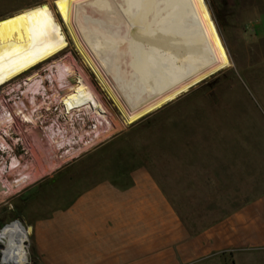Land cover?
Segmentation results:
<instances>
[{
  "label": "rangeland",
  "instance_id": "rangeland-1",
  "mask_svg": "<svg viewBox=\"0 0 264 264\" xmlns=\"http://www.w3.org/2000/svg\"><path fill=\"white\" fill-rule=\"evenodd\" d=\"M49 1L0 0V19ZM206 2L232 66L101 142L81 146L84 150L77 157L49 173L42 170L28 186L5 197L0 202V231L23 226L21 264L28 260L40 264L33 254L31 225L35 220L68 205L100 181L124 185L125 179L116 178L119 169L130 174L145 167L152 173L189 231L200 232L202 226L264 197V38H258L250 25L258 0ZM65 52L81 66L73 45ZM85 71L117 115L91 72ZM92 124L87 118L86 126ZM15 151L20 163L32 162V173L44 168L42 154L36 150ZM9 164L0 166L4 168L2 179L9 177ZM248 257L264 264V251L251 252ZM209 264H232V257L219 254Z\"/></svg>",
  "mask_w": 264,
  "mask_h": 264
},
{
  "label": "bare ground",
  "instance_id": "bare-ground-1",
  "mask_svg": "<svg viewBox=\"0 0 264 264\" xmlns=\"http://www.w3.org/2000/svg\"><path fill=\"white\" fill-rule=\"evenodd\" d=\"M70 44L81 66L65 52ZM64 52L67 55L62 57ZM231 66L206 0H51L0 19V88L27 77L22 91L26 96L40 88L46 90L42 84L47 78L51 100L59 101L65 110L76 107L93 120L91 130L78 132L83 148ZM41 67L47 75H36ZM30 104L31 109L25 106L27 113L15 104L11 115L22 114L33 122L36 104ZM64 144L55 140L39 143L44 148L36 152L42 154L44 168L38 174L32 173V162L12 158L7 166L9 177L2 179L0 172V202L28 186L42 170L49 173L84 150L62 151ZM25 236L22 225L0 231V264L22 263Z\"/></svg>",
  "mask_w": 264,
  "mask_h": 264
},
{
  "label": "crops",
  "instance_id": "crops-1",
  "mask_svg": "<svg viewBox=\"0 0 264 264\" xmlns=\"http://www.w3.org/2000/svg\"><path fill=\"white\" fill-rule=\"evenodd\" d=\"M250 23L264 38V0ZM130 185L110 181L77 195L69 205L31 225L40 264H209L221 254L232 264H257L264 251V197L191 235L152 173L133 169Z\"/></svg>",
  "mask_w": 264,
  "mask_h": 264
},
{
  "label": "built area",
  "instance_id": "built-area-1",
  "mask_svg": "<svg viewBox=\"0 0 264 264\" xmlns=\"http://www.w3.org/2000/svg\"><path fill=\"white\" fill-rule=\"evenodd\" d=\"M44 72L48 71L41 67L35 73L42 76ZM26 78L0 88V164L3 160L10 163L12 158L19 160L15 150H38L41 148L39 143L42 144L47 140L64 141L65 144L60 149L62 151L79 150L82 145H80L78 132L92 129V125L86 126L88 117L83 112H77L76 107L65 110L59 101L51 100L49 95L47 96V93L51 94L50 82L47 78L42 84L48 87L46 90L40 88L36 93L23 96ZM30 101L36 104L32 108L33 122L26 120L22 114L11 115L10 112L17 103L23 113H27L25 106L30 107ZM67 140L70 142H66ZM25 264H29V260Z\"/></svg>",
  "mask_w": 264,
  "mask_h": 264
},
{
  "label": "trees",
  "instance_id": "trees-1",
  "mask_svg": "<svg viewBox=\"0 0 264 264\" xmlns=\"http://www.w3.org/2000/svg\"><path fill=\"white\" fill-rule=\"evenodd\" d=\"M116 178L118 179V180H120V179H125L126 180V183L124 184V185H120V184H117V183H115V182H112V184H114V185H116V186H119L120 188H126V187H128L129 185H130V176H129V172H126L125 170H123V169H119V170H117V172H116ZM69 205V204H68ZM217 221V220H216ZM215 220L211 223V224H209V225H205V226H202L201 227V229H204V228H206V227H208V226H210V225H212V224H214L215 222H216ZM186 228H187V225L185 224L184 225ZM194 226H192V228H193ZM189 229V228H188ZM200 229H194L193 228V230L192 231H189L190 232V234L191 235H195L198 231H199Z\"/></svg>",
  "mask_w": 264,
  "mask_h": 264
}]
</instances>
